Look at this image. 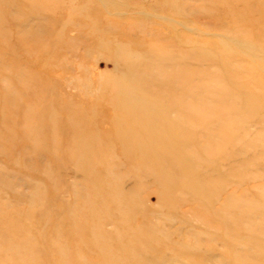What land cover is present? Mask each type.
<instances>
[{
  "label": "rangeland",
  "instance_id": "obj_1",
  "mask_svg": "<svg viewBox=\"0 0 264 264\" xmlns=\"http://www.w3.org/2000/svg\"><path fill=\"white\" fill-rule=\"evenodd\" d=\"M0 264H264V0H0Z\"/></svg>",
  "mask_w": 264,
  "mask_h": 264
},
{
  "label": "bare ground",
  "instance_id": "obj_2",
  "mask_svg": "<svg viewBox=\"0 0 264 264\" xmlns=\"http://www.w3.org/2000/svg\"><path fill=\"white\" fill-rule=\"evenodd\" d=\"M171 89V88H170ZM176 90V89H175ZM171 91V90H170ZM204 95V94H203ZM186 96V95H185ZM192 98V97H191ZM187 101V100H186ZM199 101V100H198ZM75 131V130H74ZM67 134L68 135H70V132H67ZM69 137V136H68ZM186 137V136H185ZM187 138V137H186ZM158 140V139H157ZM177 145V144H176ZM147 147V146H146ZM124 148V147H123ZM76 152H79V150L78 151H76V150H73V151H71L70 153H76ZM79 154H80V152H79ZM70 155V154H69ZM81 156H82V154H81ZM70 157V156H69ZM77 158H79V157H77ZM76 158V159H77ZM75 160V159H74ZM72 162H73V160H71ZM82 161V160H81ZM85 162V161H84ZM75 163H76V161H75ZM86 163V162H85ZM75 165V164H74ZM86 167V166H85ZM89 168H87L86 170H88ZM162 169V168H161ZM90 170V169H89ZM91 171V170H90ZM163 171V170H162ZM87 174V173H86ZM109 174V173H108ZM90 176H91V174H90ZM94 177H95V175H93ZM92 177V176H91ZM90 179V178H89ZM92 179V178H91ZM100 179V178H99ZM101 180V179H100ZM91 181V180H90ZM102 181V180H101ZM100 184H102V183H100ZM103 204V203H102ZM81 213V212H80ZM86 214V213H85ZM89 215V214H88ZM90 216V215H89ZM84 217V216H83ZM91 217V216H90ZM91 219V218H90ZM73 227V226H72ZM79 227V226H78ZM76 231V230H75ZM74 232V231H73ZM77 235H78V233H77Z\"/></svg>",
  "mask_w": 264,
  "mask_h": 264
}]
</instances>
